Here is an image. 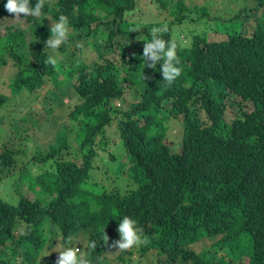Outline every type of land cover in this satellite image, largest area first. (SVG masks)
Returning a JSON list of instances; mask_svg holds the SVG:
<instances>
[{"label":"trees","instance_id":"16d2710c","mask_svg":"<svg viewBox=\"0 0 264 264\" xmlns=\"http://www.w3.org/2000/svg\"><path fill=\"white\" fill-rule=\"evenodd\" d=\"M238 1L223 17L206 1L44 0L45 14L25 17L26 31L0 36V79L8 59L15 70L0 82V185L12 183L18 197L12 206L0 193V264H57L59 255L46 254L56 234L64 247L83 246L90 264L107 252L132 264L133 248L114 246L123 216L137 221L148 242L135 249L155 254L153 264H264V0ZM4 2L0 19L12 15ZM138 3L162 19L132 20L143 12ZM61 14L71 32L53 66L45 46ZM163 25L182 67L170 86L159 65L143 64L151 29ZM87 49L96 56L88 72ZM44 76L55 86L50 98L74 106L45 152L17 167L27 135L4 112ZM32 111L23 122L34 128L51 114ZM174 123L178 141L168 136ZM117 142L125 167L101 171L97 148L115 161Z\"/></svg>","mask_w":264,"mask_h":264},{"label":"rangeland","instance_id":"374dc122","mask_svg":"<svg viewBox=\"0 0 264 264\" xmlns=\"http://www.w3.org/2000/svg\"><path fill=\"white\" fill-rule=\"evenodd\" d=\"M192 3H202L206 1L210 5V12L211 15H227L228 13H232L236 9L239 8L240 2L237 0H188ZM145 3H138L137 7L142 8L143 12L140 16L132 18V20H149L150 18H156L157 20L162 19V15L160 12L155 10L152 7H149L148 5H143ZM219 9V10H218ZM28 23L25 20V17L23 14H21L20 19H16V17L12 14L9 16H6L4 18L0 19V35L3 36L5 33L12 32L14 30H20V31H26L27 30ZM174 32L175 34L179 32V27L175 28L174 26ZM10 30V31H9ZM244 31L248 34H250L252 31L251 29H248L247 27L244 29ZM29 34V33H27ZM174 34V36H175ZM28 41H31L30 35H27L26 38ZM96 56L93 52H90L88 49L84 52V56L82 58L83 64L86 66V72L91 70L92 68V62L95 61ZM11 60L8 59L7 63L5 64L6 68H4V73L2 78L0 79V82L4 78H10L13 72L15 71ZM132 68H136V63H133ZM9 73V74H8ZM43 84L41 87L35 89L33 92H28L29 95H26L27 97L21 98V100H13L12 98L9 100V105H7V111L4 112V114L9 116H13L14 119L16 118L18 120L17 125L19 126L20 131L23 134H26L27 138L24 140L26 143V150L25 155L20 156L18 162H20L17 167L21 166L25 162H27L28 158H31L36 155H41L46 150V145L50 142H52L55 138L56 132H59L64 124H67L69 119L67 116L68 110L72 109V106H74V101H70L68 97L63 98H50L52 96L55 86L51 82L50 76H44L43 77ZM137 87V85H135ZM131 90L132 89H126L125 87V93L124 97L127 99H131ZM1 92L8 93L7 89H1ZM71 92V91H70ZM113 102V101H112ZM19 105H24L21 110L19 108ZM115 105H118V102L115 103ZM28 109H32L33 113L35 114L34 110L38 113L36 116L43 114H48L51 112V114L48 117H43L40 119L39 127H32L28 123H24V118L26 115V111ZM16 110V111H15ZM33 114V117L35 115ZM24 117V118H23ZM31 122V121H30ZM9 122H6L3 124L4 128H8ZM180 125L178 123H174L171 128L169 129L168 136L170 141H178L179 140V134H180ZM113 130V128L111 129ZM7 132V131H6ZM112 137L117 139V135H113L112 131ZM98 143V139H97ZM98 150V157L95 160V164H98V167L101 171H106L107 169H110V171L114 172V174L117 173V170L119 168L123 169L125 165L120 164L122 159L124 158V151L119 146V143L112 148L113 156L116 158L115 161H110L108 158V153L105 152L103 148H97ZM12 183L8 182L7 184H1L0 185V193L2 197L12 206H15L18 202V197L13 192V188L11 187ZM23 194L28 197L29 199H35L36 195L33 191L28 190V193L23 192ZM52 230H55V228L52 226ZM59 236L56 234L55 238L52 242L48 244V247L46 249V254L48 253H55L56 255H59V252L63 250L64 246L60 244ZM80 250V254L83 253V246L80 244L77 246ZM208 247V246H207ZM245 251H251V247L245 248ZM213 252V251H210ZM116 254L106 256V261L110 264H122L117 261H112V259L115 257ZM219 255V254H217ZM138 257L139 255L135 252L130 256L131 263L132 264H139L138 263ZM157 259L155 255H147L145 258H143L140 262V264H151Z\"/></svg>","mask_w":264,"mask_h":264},{"label":"clouds","instance_id":"9594fccd","mask_svg":"<svg viewBox=\"0 0 264 264\" xmlns=\"http://www.w3.org/2000/svg\"><path fill=\"white\" fill-rule=\"evenodd\" d=\"M4 8L8 13L13 14L16 19H20L21 14H23L24 17H39L45 14L44 0H36L34 5L32 4V0H5ZM51 22V35L47 40L45 47L50 49L53 55H49L47 57L46 63L54 66L57 64V56L62 55L58 49L63 48L69 43L71 27L69 18L63 14L59 15L54 22ZM167 31V25L153 27L151 29L150 38L148 39V42L144 44L143 48V64L144 67L146 66L153 70H157V65H159L158 71L162 75V81L166 82V85L170 86L181 76L182 67L180 66V58L177 55V43L174 40L170 41L163 38L162 33ZM181 38L183 39V44L187 45V41L184 40L183 36H181ZM143 79L144 77L142 76V80ZM117 232L119 234V240L115 242L114 246L118 247L119 250L133 248V251L131 250L132 254L136 252L140 255L138 252L139 250L135 249V247H139L141 244H146L148 242L147 238L143 236L142 230L138 227L137 221L130 216H123L119 219ZM104 236L107 240V236L105 234ZM89 243L90 246L95 247L94 240L89 241ZM77 246L78 245L75 247H64L63 250L59 252L57 264H90L88 259L80 254V250ZM113 254L116 255L112 261L122 263L117 258L119 255L118 253L107 252L103 255V264H110L106 261V256ZM149 254L155 255L153 253L146 252L144 257H138V263L140 264V261Z\"/></svg>","mask_w":264,"mask_h":264}]
</instances>
